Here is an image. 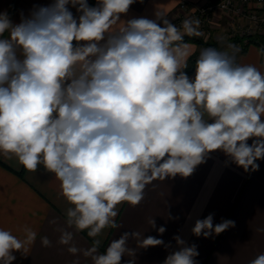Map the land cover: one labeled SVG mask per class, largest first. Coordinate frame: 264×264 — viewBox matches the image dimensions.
I'll list each match as a JSON object with an SVG mask.
<instances>
[{
  "label": "clouds",
  "instance_id": "obj_1",
  "mask_svg": "<svg viewBox=\"0 0 264 264\" xmlns=\"http://www.w3.org/2000/svg\"><path fill=\"white\" fill-rule=\"evenodd\" d=\"M135 2L53 0L19 23L0 12V154L15 156L28 172L43 166L55 174L71 205L68 228L92 238L81 249L74 232L61 229L58 243L91 264L134 256L130 239L142 248L170 247L126 231L99 252L97 237L121 227L118 205L138 206L154 181L188 178L217 150L245 172L264 160V73L238 64L229 50L207 47L190 78L184 37L202 35L200 20L177 27L161 12L122 20ZM213 219H197L193 234L208 238L235 227ZM149 224L156 228L153 218ZM24 231L20 239L0 229V264H13L14 252L27 254L38 234ZM173 239L178 250L163 264H197V246ZM40 242L51 247L47 236ZM250 264H264V254Z\"/></svg>",
  "mask_w": 264,
  "mask_h": 264
},
{
  "label": "crops",
  "instance_id": "obj_2",
  "mask_svg": "<svg viewBox=\"0 0 264 264\" xmlns=\"http://www.w3.org/2000/svg\"><path fill=\"white\" fill-rule=\"evenodd\" d=\"M181 1L136 0L121 19H155L156 13L161 12L171 21L178 14ZM184 1L206 4L218 0ZM87 2L90 6L97 4V0ZM51 3L53 0H0V12H7L13 23H19L21 16H30L34 7ZM69 8L78 18L80 13L70 5ZM229 19L230 16L222 14L213 17L212 36L220 42L221 51L233 52L238 55V64L254 65L264 73L260 47L229 38ZM187 44L190 65L189 61L202 49L194 43ZM248 143L250 145L252 140ZM257 163L258 171L245 172L222 151L210 153L190 177L154 181L146 187L144 200L138 206L133 207L127 202L118 205L115 219L121 227L105 229L97 239L101 240V246L106 250L111 241L118 239L122 233L135 231L144 238L153 236L170 245L142 248L130 239L128 247L134 250V256L125 255L121 264H127L129 259H133L135 264H163L170 253L178 250L174 236H180L188 246H197V264H250L264 254V160ZM68 207L71 205L63 197L55 174L47 172L43 166L36 172H28L15 156L0 154V229L8 230L20 239L25 237V228H31L38 234L26 255L13 253L16 256L13 264H91L90 258L80 253L72 255L67 246L58 243L60 230L66 229L74 232L73 243L78 248L86 249L92 244L86 230L76 232L68 228L65 215ZM169 214L173 219L168 218ZM209 214H214V225L222 220H233L235 227L208 238L194 235L192 228L195 221ZM151 218L155 220L156 228L150 226ZM161 226L166 228L163 235L156 230ZM42 236L49 238L51 247L42 246ZM99 252L103 253L100 249Z\"/></svg>",
  "mask_w": 264,
  "mask_h": 264
},
{
  "label": "built area",
  "instance_id": "obj_3",
  "mask_svg": "<svg viewBox=\"0 0 264 264\" xmlns=\"http://www.w3.org/2000/svg\"><path fill=\"white\" fill-rule=\"evenodd\" d=\"M177 13L171 20L177 27L188 18L200 20L202 35L198 37L204 42L216 41L212 36L216 14L231 17L227 22L229 38L254 44L261 43L264 38V0H218L206 4H191L182 0Z\"/></svg>",
  "mask_w": 264,
  "mask_h": 264
},
{
  "label": "trees",
  "instance_id": "obj_4",
  "mask_svg": "<svg viewBox=\"0 0 264 264\" xmlns=\"http://www.w3.org/2000/svg\"><path fill=\"white\" fill-rule=\"evenodd\" d=\"M184 41L186 43H194L196 44L199 49H204V48H207V47H212V48H216L217 50L221 51V44L220 43H217L216 41H210V42H204L201 38H199L198 36H185L184 37ZM257 46L260 47V51H261V63L262 65L264 66V47L262 46L261 43H258L256 44ZM243 53V52H242ZM199 56V53L198 55H196L195 57H193L191 59L190 62V65L187 69H185V72L186 74L190 77L191 75L195 74V61L197 60ZM237 59H238V55L236 56V62H237ZM100 251L104 252L105 251V247L104 246H100Z\"/></svg>",
  "mask_w": 264,
  "mask_h": 264
},
{
  "label": "water",
  "instance_id": "obj_5",
  "mask_svg": "<svg viewBox=\"0 0 264 264\" xmlns=\"http://www.w3.org/2000/svg\"><path fill=\"white\" fill-rule=\"evenodd\" d=\"M261 44L264 46V38L262 39Z\"/></svg>",
  "mask_w": 264,
  "mask_h": 264
},
{
  "label": "rangeland",
  "instance_id": "obj_6",
  "mask_svg": "<svg viewBox=\"0 0 264 264\" xmlns=\"http://www.w3.org/2000/svg\"><path fill=\"white\" fill-rule=\"evenodd\" d=\"M195 74L191 75L190 78H194Z\"/></svg>",
  "mask_w": 264,
  "mask_h": 264
}]
</instances>
